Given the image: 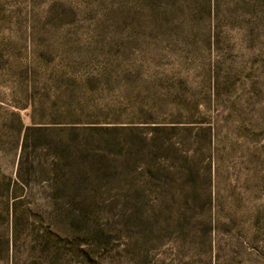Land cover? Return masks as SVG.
<instances>
[{
  "label": "rangeland",
  "instance_id": "374dc122",
  "mask_svg": "<svg viewBox=\"0 0 264 264\" xmlns=\"http://www.w3.org/2000/svg\"><path fill=\"white\" fill-rule=\"evenodd\" d=\"M0 264H264V0H0Z\"/></svg>",
  "mask_w": 264,
  "mask_h": 264
},
{
  "label": "trees",
  "instance_id": "16d2710c",
  "mask_svg": "<svg viewBox=\"0 0 264 264\" xmlns=\"http://www.w3.org/2000/svg\"><path fill=\"white\" fill-rule=\"evenodd\" d=\"M30 129H31V126H27V127H26V130H30Z\"/></svg>",
  "mask_w": 264,
  "mask_h": 264
}]
</instances>
